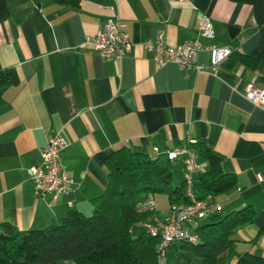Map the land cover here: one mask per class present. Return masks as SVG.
I'll use <instances>...</instances> for the list:
<instances>
[{
    "label": "crops",
    "instance_id": "obj_1",
    "mask_svg": "<svg viewBox=\"0 0 264 264\" xmlns=\"http://www.w3.org/2000/svg\"><path fill=\"white\" fill-rule=\"evenodd\" d=\"M0 22V66L15 69L18 83L3 93L0 107V222L18 229H42L70 210L92 212L91 199L107 184V156L125 145L150 156L203 140L235 177L228 191L212 199L222 211L250 206L251 222L234 232L232 254L264 256V105L245 97V85L264 84V62L256 70L230 56L210 70V53H198L206 71L187 75L174 63L157 66L142 42L162 31L179 44L232 45L246 53L260 34L252 7L231 0H81L76 7L53 0H6ZM212 21L213 39L200 37L202 15ZM115 16L127 27L132 48L120 61L102 59L88 38ZM235 27L230 35L229 27ZM66 140L61 163L71 190L52 200L38 196L27 169L41 163L48 135ZM180 166L182 182V162ZM205 163V162H204ZM169 209L160 210L159 215ZM263 231L259 236V229Z\"/></svg>",
    "mask_w": 264,
    "mask_h": 264
},
{
    "label": "trees",
    "instance_id": "obj_2",
    "mask_svg": "<svg viewBox=\"0 0 264 264\" xmlns=\"http://www.w3.org/2000/svg\"><path fill=\"white\" fill-rule=\"evenodd\" d=\"M53 1L76 7L81 0ZM231 1L251 5L260 34L258 45L246 53L238 51L234 40L231 62L256 70L264 62V0ZM8 15L6 0H0V22ZM16 83L15 69L0 66V107L4 91ZM191 147L198 160L206 163V169L193 178L197 198H213L235 185V177L222 171L220 157L203 140L196 139ZM172 161L166 150L150 156L125 145L118 147L105 160L107 184L102 194L91 199V214L70 210L42 229H18L0 222V264H156L159 237L142 227L149 215L138 212L137 205L149 192L166 195L169 208L187 201L183 179L179 185L172 184ZM253 215L250 206L207 215L191 225L197 243L180 240L169 246L168 264L189 262L186 253L200 258L199 264L222 263L232 254L235 230L251 222ZM236 264H264V256L245 251L238 254Z\"/></svg>",
    "mask_w": 264,
    "mask_h": 264
},
{
    "label": "built area",
    "instance_id": "obj_3",
    "mask_svg": "<svg viewBox=\"0 0 264 264\" xmlns=\"http://www.w3.org/2000/svg\"><path fill=\"white\" fill-rule=\"evenodd\" d=\"M195 29L200 37L213 39L215 36L212 21L206 14L199 18ZM88 41L98 55L107 60L120 61L132 48L127 27L117 16L105 20L101 28L94 36L88 38ZM141 44L145 50L152 53V60L157 66L174 63L184 70L186 75L190 71H206V66L196 61L199 52L206 50L210 53L209 69L211 71L217 64L226 60L232 52V47L229 45L204 44L198 38L171 45L166 41L162 31ZM244 94L254 105H264V84L257 86L249 82L245 85ZM195 142V138H189L181 146L166 150L168 159L182 162V179L187 201L172 204L163 215L158 214L155 196L151 192L147 193L137 205L138 212L149 215L142 223V227L151 235L159 237L156 264H168V248L175 242L186 240L197 243L198 236L192 232L191 225L203 220L211 213L222 210L220 204L212 198L199 199L193 191L194 175L206 169V163L198 160L197 152L191 147ZM66 145V140L60 132L56 131L48 135L46 145L41 152V163L27 169L38 196L49 194L52 200H55L71 190L73 180L66 174L61 163V152ZM255 177L259 183L264 184V173H256Z\"/></svg>",
    "mask_w": 264,
    "mask_h": 264
},
{
    "label": "rangeland",
    "instance_id": "obj_4",
    "mask_svg": "<svg viewBox=\"0 0 264 264\" xmlns=\"http://www.w3.org/2000/svg\"><path fill=\"white\" fill-rule=\"evenodd\" d=\"M180 166H181V163L178 160H173L171 162L172 184L173 185H175L176 182L178 183L181 181ZM154 196H155L157 208L160 210L165 209L166 201H167L166 195L155 194ZM186 257H188L190 261L189 262L183 261L182 264H199L200 263V258L195 256L194 254L186 253ZM59 264H73V263L70 261H63V262H60Z\"/></svg>",
    "mask_w": 264,
    "mask_h": 264
},
{
    "label": "water",
    "instance_id": "obj_5",
    "mask_svg": "<svg viewBox=\"0 0 264 264\" xmlns=\"http://www.w3.org/2000/svg\"><path fill=\"white\" fill-rule=\"evenodd\" d=\"M232 30H236V28L235 27H232V26L229 27L230 35H232Z\"/></svg>",
    "mask_w": 264,
    "mask_h": 264
}]
</instances>
